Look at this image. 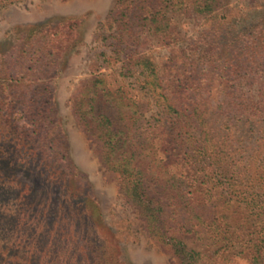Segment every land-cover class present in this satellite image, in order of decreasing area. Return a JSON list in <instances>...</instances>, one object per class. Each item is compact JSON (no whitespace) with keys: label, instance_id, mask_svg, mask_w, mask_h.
<instances>
[{"label":"trees","instance_id":"16d2710c","mask_svg":"<svg viewBox=\"0 0 264 264\" xmlns=\"http://www.w3.org/2000/svg\"><path fill=\"white\" fill-rule=\"evenodd\" d=\"M190 21L199 29L186 37ZM58 22L74 30L72 20ZM105 22L119 76L136 72L138 90L96 76L81 84L72 111L142 231L176 264H264V0H117ZM47 28H29L0 52V118L48 93L61 48ZM150 38L173 47L160 65L142 51ZM98 94L120 109L122 131L93 113ZM152 110L160 118H147ZM14 160L38 170L85 233L115 237L53 140L16 146Z\"/></svg>","mask_w":264,"mask_h":264},{"label":"rangeland","instance_id":"374dc122","mask_svg":"<svg viewBox=\"0 0 264 264\" xmlns=\"http://www.w3.org/2000/svg\"><path fill=\"white\" fill-rule=\"evenodd\" d=\"M10 1L0 2V52L19 45L18 37L29 28L47 26L50 32L59 33L54 44L61 49L54 50L57 68L49 79L48 93L38 96L37 100L43 101L26 106L16 102L11 107L12 117L0 118V254L6 256L1 264H110L111 257L119 264H176L142 231L135 212L98 160L96 144L72 111L81 84L96 76L115 75L132 94L138 90L136 72L119 76L121 63L112 52L114 41L108 37L112 30L105 18L117 0ZM64 19L72 20L73 31L67 30L68 23L58 24ZM197 29L199 26L190 21L186 37ZM172 49L150 38L142 51L160 65ZM92 107L93 113L109 119L114 131L124 129L117 105L98 94ZM150 115L160 118L153 110L146 113L147 118ZM49 140L70 164L71 173L77 174V188L100 206L114 238L102 230L93 237L85 233L77 214L70 215L58 196L42 184L38 170L14 160L16 146L31 149ZM156 194L160 203L166 204L163 196ZM165 210L170 213L172 209ZM181 238L188 247L205 250L204 242L190 235ZM90 246L92 250L86 249ZM101 257L104 263L98 261Z\"/></svg>","mask_w":264,"mask_h":264}]
</instances>
